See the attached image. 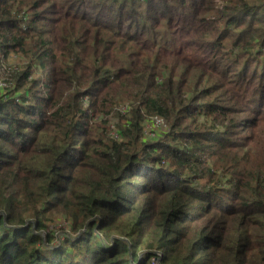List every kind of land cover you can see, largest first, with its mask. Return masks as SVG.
<instances>
[{
	"label": "trees",
	"instance_id": "obj_1",
	"mask_svg": "<svg viewBox=\"0 0 264 264\" xmlns=\"http://www.w3.org/2000/svg\"><path fill=\"white\" fill-rule=\"evenodd\" d=\"M0 81V264H264V0H0Z\"/></svg>",
	"mask_w": 264,
	"mask_h": 264
},
{
	"label": "rangeland",
	"instance_id": "obj_2",
	"mask_svg": "<svg viewBox=\"0 0 264 264\" xmlns=\"http://www.w3.org/2000/svg\"><path fill=\"white\" fill-rule=\"evenodd\" d=\"M10 55H16L14 53H11ZM9 63H13V62H9ZM2 84V82L0 81V85ZM159 118H155L153 119L154 120V123H151V120L147 121L144 125V132L146 133V135L148 137H153L154 134H155V131H158L159 132H164L167 127H166V124L163 125L162 123H160V121H158ZM50 225H55V228H52L50 230H52V232L54 231V234H57V231L60 230L61 228H66L68 226V224L63 221V220H59V221H54L52 223H50ZM51 227V226H50ZM56 244H59V243H56Z\"/></svg>",
	"mask_w": 264,
	"mask_h": 264
},
{
	"label": "built area",
	"instance_id": "obj_3",
	"mask_svg": "<svg viewBox=\"0 0 264 264\" xmlns=\"http://www.w3.org/2000/svg\"><path fill=\"white\" fill-rule=\"evenodd\" d=\"M158 121H160V123H162L163 125H165V121L161 118L158 119ZM151 123H154V120H151ZM114 137H116V135L114 134Z\"/></svg>",
	"mask_w": 264,
	"mask_h": 264
}]
</instances>
